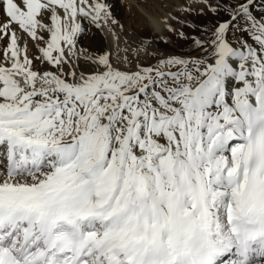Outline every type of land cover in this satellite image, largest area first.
<instances>
[{"label":"snow or ice","instance_id":"6c2138e0","mask_svg":"<svg viewBox=\"0 0 264 264\" xmlns=\"http://www.w3.org/2000/svg\"><path fill=\"white\" fill-rule=\"evenodd\" d=\"M193 12L92 55L102 0H0V264H264V0Z\"/></svg>","mask_w":264,"mask_h":264},{"label":"bare ground","instance_id":"6f19581e","mask_svg":"<svg viewBox=\"0 0 264 264\" xmlns=\"http://www.w3.org/2000/svg\"><path fill=\"white\" fill-rule=\"evenodd\" d=\"M121 1L102 0L109 5V11L117 21L116 24L109 21L107 25L102 24L97 28L88 20L81 21L86 34L78 39L79 48L86 49L92 55L115 54L119 50L121 56L125 54L124 49H135L143 47L144 44L154 46L161 53L180 54L175 48L183 52L187 51L186 43L169 32L168 27L171 25L185 33L191 32V29L181 28L177 23L185 19L188 23H192L195 13L188 17L183 13V8L190 5L191 0H132L141 12L128 5L124 9ZM128 16L131 17L130 21L127 20ZM210 19L211 17H200L195 22L203 26ZM31 53L37 54L34 48H31ZM81 65L83 66V61Z\"/></svg>","mask_w":264,"mask_h":264},{"label":"rangeland","instance_id":"374dc122","mask_svg":"<svg viewBox=\"0 0 264 264\" xmlns=\"http://www.w3.org/2000/svg\"><path fill=\"white\" fill-rule=\"evenodd\" d=\"M121 3H122V6H123L124 9L127 8V5L130 6V7L132 6V7H134L135 9H138V7H137L138 5H137V4L135 5L134 2H133L132 0H124V1L122 0ZM157 9H158V8H157ZM138 10H139V9H138ZM139 11H140V10H139ZM140 12H141V11H140ZM130 19H131V17L128 16L127 20L130 21ZM175 50H176V52L179 51L178 53H180V54H183V53H184L183 51H180L179 49H176V48H175Z\"/></svg>","mask_w":264,"mask_h":264}]
</instances>
